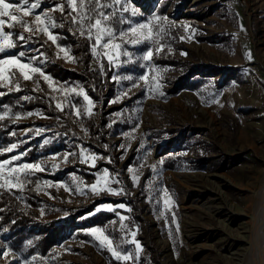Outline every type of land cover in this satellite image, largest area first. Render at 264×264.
I'll return each instance as SVG.
<instances>
[{
  "label": "rangeland",
  "instance_id": "obj_1",
  "mask_svg": "<svg viewBox=\"0 0 264 264\" xmlns=\"http://www.w3.org/2000/svg\"><path fill=\"white\" fill-rule=\"evenodd\" d=\"M101 3L112 5L104 25L120 48L97 46L99 56L95 30L89 40L71 19L89 0L83 9L76 0L77 12L67 0H40L23 17L31 24L38 13L55 43L5 26L16 47L0 58L23 52L18 58L50 79L24 80L9 68L0 81V163L11 161L3 176L22 164L41 167L12 173L19 179L0 187V213L13 200L28 222L20 228L0 214V264H237L231 253L249 244L248 214L264 178V0ZM141 24L148 27L137 36L151 30V39L130 43L128 30ZM82 150L96 160L81 162ZM213 173L232 181L223 190L234 209L205 179Z\"/></svg>",
  "mask_w": 264,
  "mask_h": 264
},
{
  "label": "snow or ice",
  "instance_id": "obj_2",
  "mask_svg": "<svg viewBox=\"0 0 264 264\" xmlns=\"http://www.w3.org/2000/svg\"><path fill=\"white\" fill-rule=\"evenodd\" d=\"M89 2L92 4V7L90 9H84L78 12V17H72V22L77 23L80 25V34L86 35L89 40L93 39V30H95V41L92 45V51L94 55L99 56L101 53L97 51V46H101L103 49H109L111 47L112 49H119L120 44L112 43V40L115 38V33L110 27H107L104 25V22L110 19V14L103 11L104 8H111V4H103L101 3V0H89ZM114 3L119 4L120 0H114ZM68 6L71 7L73 12H77V5L76 0H67ZM84 0H81V8L83 9ZM40 7V0H34V2H30V0H0V54H3L6 52L7 49H11L16 47V44L14 43L12 37L13 33L8 31H5V26L7 28L11 29L14 27H21L25 32L29 33H35L36 31H42L48 35V38L52 40L53 43L56 42V37L53 35L50 31L48 26L45 25V20L41 19V16L37 13L35 14V20L30 24L29 21L23 19V17H27L30 15H33V10ZM59 9L63 12V5H58ZM55 10V9H53ZM89 12L94 13L95 15H89ZM17 13H22L21 15H17ZM6 18V19H5ZM49 21H51L50 17H47ZM88 21V28L87 31H85L83 25L85 21ZM94 20V23L92 22ZM51 26H55V22L51 21ZM147 24H141L138 26L131 27L128 31L132 34V39L129 41L130 43H138L140 41V37H143L145 40L151 39V30H149V34L145 36L143 32L139 33V36H137L138 29L147 28ZM18 38L20 40L26 39L22 34H17ZM128 35V33H121V37ZM105 36L109 37L106 41L103 39ZM67 54V50H64ZM107 55L108 53H104ZM127 54V53H125ZM25 54L23 52H20L18 54L19 57H23ZM152 53L149 51L144 59L148 60L151 57ZM17 55H9L5 58H0V81L7 80L9 77L5 76V73L9 70V68H18L20 75L23 77L24 80L32 79L31 73H39L40 75L44 76L45 80H49L50 78L45 75L39 67H34L30 63L22 62ZM112 57L109 56V62H111ZM141 79H145V77H141ZM17 89H19V85H16ZM73 91H75L73 89ZM78 95H83L84 100L88 102V105H92V101L89 99L86 93H84L82 90L81 92L77 93ZM75 108V105H72ZM57 108H61V105L57 103ZM77 115H79V110L76 112ZM91 110L89 108L88 115H91ZM31 115V113H29ZM3 116H0V119H3ZM16 145H12L10 148L5 149V151H12ZM68 154H65V158ZM81 156V162H87V159H91L93 162L96 160V156L92 155L89 158H86L84 156L83 150L80 153ZM20 156H13L11 160H19ZM110 162V161H109ZM10 160H6L3 163H0V179L4 181V184H0V187H3L4 185H9L12 181V179H19V176L12 177V173H19L21 169H34V170H41L40 165H33V164H22L19 165L17 168H10L9 169V178L5 179L3 176V169L6 164H10ZM94 166V165H93ZM131 171V169H129ZM29 173H25V175H28ZM108 172L105 170L103 181L105 184L108 183ZM138 177H133V180H137ZM100 183V181H97V184L92 185V190H97V185ZM108 191H114L111 188L107 189ZM167 203V201H166ZM120 207H123L121 205ZM123 220L124 217H121ZM93 234H96L100 232L99 229H93ZM133 236H135V233H132ZM104 240H107V237H104ZM109 245L111 242H108ZM137 251L140 250V245L137 244ZM109 251L112 252L113 256H115L117 259H124L128 260L131 258V255H121V253L115 251L111 247H109Z\"/></svg>",
  "mask_w": 264,
  "mask_h": 264
},
{
  "label": "bare ground",
  "instance_id": "obj_3",
  "mask_svg": "<svg viewBox=\"0 0 264 264\" xmlns=\"http://www.w3.org/2000/svg\"><path fill=\"white\" fill-rule=\"evenodd\" d=\"M208 117H211L207 111H204ZM206 180L216 184L219 188V194L222 200L231 209L235 207V204L228 198L226 191L223 190L225 186L232 184V181L225 175L221 173H213L204 176ZM219 182H223L222 184ZM261 184V183H260ZM232 186V185H231ZM256 192V198L253 200V207L251 208V213L248 214L250 220L252 221V235L247 242L249 243L243 251H234L231 253V258H233L237 264H264V178L262 180L261 187ZM191 241H194L195 236L191 235L188 230H185ZM161 242L165 240L160 237Z\"/></svg>",
  "mask_w": 264,
  "mask_h": 264
},
{
  "label": "trees",
  "instance_id": "obj_4",
  "mask_svg": "<svg viewBox=\"0 0 264 264\" xmlns=\"http://www.w3.org/2000/svg\"><path fill=\"white\" fill-rule=\"evenodd\" d=\"M80 75L83 77V79L84 80H86L87 78L85 77V70L83 69V71H81V73H80ZM92 78H89V80H91ZM99 81V78H97V81L96 82H98ZM93 95H96V93L95 92H91ZM27 105L29 106V107H36L37 106V103H39V102H37V98H30L27 102ZM48 106V105H47ZM50 107V106H49ZM51 110H54V108H53V106L51 107ZM5 121H7V120H5ZM2 130V127L0 126V131ZM12 201V203H10L9 204V206H7L4 210H3V212H1L0 214H3L4 216H5V220L7 221L8 219H14L15 220V224H14V226H19L20 228H22V227H24V226H26V225H28V222H27V220H25V216H24V214H23V212L21 211V210H19V209H16V208H14L15 206H14V201L13 200H11ZM33 200H31V202H32ZM14 202V203H13ZM31 202L30 201H28V203H30V205H31ZM4 202H0V207L1 206H3L4 204H3ZM33 203V202H32ZM32 213V211H30L29 212V214H31ZM4 218V217H3ZM4 220V219H3Z\"/></svg>",
  "mask_w": 264,
  "mask_h": 264
}]
</instances>
